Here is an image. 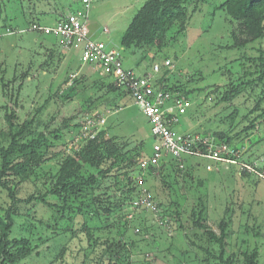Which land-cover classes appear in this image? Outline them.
Wrapping results in <instances>:
<instances>
[{
  "label": "trees",
  "instance_id": "trees-1",
  "mask_svg": "<svg viewBox=\"0 0 264 264\" xmlns=\"http://www.w3.org/2000/svg\"><path fill=\"white\" fill-rule=\"evenodd\" d=\"M208 1L146 0L122 39L123 50L134 56L141 53L138 64L150 55H154L155 63L168 44L177 42L179 36L186 37L190 20L199 12L198 4L205 6ZM219 10L225 12L230 25V41L222 49L244 50L264 39V0H224L216 6V12ZM65 17L62 14L59 22ZM33 24L41 25L37 20L30 22V26ZM7 29L3 26L0 32ZM57 40L51 46L41 44L40 63L32 61L12 79H0L5 98L0 103V189L11 201L4 213H0V264H30L36 258L46 261L47 252L52 257L47 264H138L133 255L139 240L133 236L147 242L153 252L149 233L162 229L167 235L172 232V237L175 226L186 243L182 255L185 258L194 255L197 264H259V248L239 252L232 249L231 219L221 218L218 231L209 224L208 197L201 191L206 180L196 179L193 167L187 162L205 158L185 157L180 161L167 156L160 167L148 169L144 185H140V162L151 156L144 142L134 144L110 136L107 123L100 127L86 126L87 118L96 121L99 114L107 115L115 102L114 94L122 89L130 94L111 77L82 72L80 60L75 66L68 65L61 86L54 91L53 82L41 102L33 100L31 107L26 106L23 100L27 83L35 84L31 80L36 74L50 77L56 62L60 66L67 59L68 50ZM163 68L158 81L165 89L178 91L193 102L195 94H206L211 88L216 95L215 106L224 105L226 110L234 107L228 117L229 129L193 134L208 137L218 145L242 147L246 138L264 122V50L255 56L243 55L224 66V75L229 77L227 83H215L206 89L190 90L180 82L171 85V68ZM75 73L79 74L72 80ZM81 97L76 115L59 118L61 114L57 111L45 119L50 104L60 108ZM197 113L191 115L193 119ZM252 152L249 149L246 158L259 159ZM217 167L219 170L211 172L221 174L232 167L237 170L236 166ZM25 185H33L34 191L23 198L20 194ZM193 189L197 195L188 212ZM144 190L151 194L156 209L139 206L134 210ZM39 206L51 211L48 221L37 217ZM131 214L133 218L129 217ZM141 216L142 220L136 224ZM254 230L255 236H262L261 231ZM155 261V256L148 253L139 264Z\"/></svg>",
  "mask_w": 264,
  "mask_h": 264
},
{
  "label": "rangeland",
  "instance_id": "rangeland-1",
  "mask_svg": "<svg viewBox=\"0 0 264 264\" xmlns=\"http://www.w3.org/2000/svg\"><path fill=\"white\" fill-rule=\"evenodd\" d=\"M223 1L210 0L205 6L198 4L199 12L194 13L195 15L190 20L186 37L179 36L177 42L168 44L157 55L155 63L152 60L154 55H150L151 57L148 56L144 62L138 64L142 54L138 53L134 56L130 52L124 51L122 47V39L129 25L146 0H93L88 29L93 38L105 42L110 48L121 51L125 56V68L133 69L138 75H143L145 70L150 71L154 64H160L164 69L167 58L173 63L170 75L171 85L180 82L190 90L206 89L215 83H227L229 77L224 75V66L230 65L243 55L255 56L264 50V39L251 44L244 50L229 51L221 48L230 41V25L227 16L223 11L216 12V6ZM83 7L82 0H31V2L0 0V13H2L0 28L7 26L17 31L16 34L0 39V79L2 77L5 80L12 79L15 74L22 73L32 61L36 64L40 63L42 59L40 57L41 44L51 46L56 42L57 38L54 36L30 31L31 21L37 20L43 26H55L62 14L68 15L73 10ZM43 11L47 14L39 15ZM79 62L80 52L70 50L67 52V59L60 66L56 62L52 67L53 74L49 75L50 77L46 78L43 74H36L35 81L31 80L36 83L28 82L24 90L25 100L23 102L26 106L31 107L34 104L33 100L37 103L41 102L42 95L49 90L53 82L55 91L58 86L63 84L68 65L75 66ZM2 71H6L5 74ZM85 71L88 74H93L92 71L83 68L82 72ZM93 75L97 76L95 73ZM37 87H39V91H37ZM207 90L206 94H195L192 97L193 106L189 110V114L185 115L181 123L176 126L177 133H203L229 129L228 117L234 107L231 106L226 110L224 105L215 106L214 89L208 88ZM113 97L115 102L107 110L106 127L110 136L120 141L128 140L134 144L144 142L149 155L156 143L152 135L150 120L142 112L135 99L125 92V89H122L121 93L114 94ZM4 100L0 87V103ZM81 102L82 97L60 108L52 103L44 117L50 119L57 111H60L61 114L59 118L76 115ZM195 112L198 113L193 119L191 115ZM246 139L248 149L253 151V155L256 158L264 159V122ZM75 142L78 143L79 140L76 139ZM196 160L187 162L189 166L193 167V175L196 179L206 180V186L201 191L208 197L209 224L218 231L217 223L221 218L231 219L233 234L229 243L233 248H229L236 252L247 249L252 251L259 248V264H264V182L256 176H240L235 167L221 174L212 173L205 168V165L209 164L208 161L201 158H196ZM198 161L201 163L199 164ZM50 164L54 165L55 163L51 162ZM33 191V185H25L20 197L24 198ZM196 195V189H193L189 194L188 212ZM10 204L11 201L7 193L0 189V213H4ZM51 216L52 213L48 208L43 206L37 208L39 219L48 221ZM141 218L142 216L136 224L142 220ZM185 220H187V214H185ZM176 229L177 226H175L172 237L170 236L172 232L167 235L162 229H156L149 233L148 240L153 246V252L149 250L147 242L141 241L139 236H133L134 239L139 240L133 255L135 262L142 263L140 262L142 258L149 253L155 256L154 264H197L194 255L186 258L182 255L183 250L186 249V243L184 239H180V232H177ZM254 229L258 232L261 231L262 236H255ZM152 235H154V240H151ZM243 240H246L248 244L243 243ZM46 259L45 261L42 258H36L30 264H47L46 262L52 259L51 253L47 252Z\"/></svg>",
  "mask_w": 264,
  "mask_h": 264
},
{
  "label": "built area",
  "instance_id": "built-area-1",
  "mask_svg": "<svg viewBox=\"0 0 264 264\" xmlns=\"http://www.w3.org/2000/svg\"><path fill=\"white\" fill-rule=\"evenodd\" d=\"M92 3L93 0H82L84 7L66 15L57 25L33 24L29 30L58 37L66 50L80 52L83 68L102 77H111L117 86L126 88L133 96L137 105L150 120L152 135L156 140L151 156L140 162L139 184L144 185V177L148 169L160 167L167 156H173L180 161L185 157L205 158L210 161L207 166L209 171L219 170L217 165L236 166L240 176L248 174L264 182V159L248 160L247 144L242 147L218 145L208 137L193 133L179 134L175 131L176 126L181 122V117L189 112L193 103L180 92L167 90L159 83L158 77L163 71L160 64H154L149 72L138 75L133 69L125 68L121 51L93 38L88 29ZM16 33L14 29L8 28L6 32H0V39ZM172 66L170 59L165 61L164 67L172 68ZM78 74H73L72 80ZM97 117L96 121L87 118L86 126L92 127L97 124L100 127L107 123L106 114L102 113ZM151 198V194L144 190L142 198L135 202L134 210L139 206L156 209ZM133 216L134 214H131L129 217L133 218Z\"/></svg>",
  "mask_w": 264,
  "mask_h": 264
}]
</instances>
